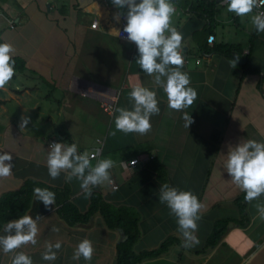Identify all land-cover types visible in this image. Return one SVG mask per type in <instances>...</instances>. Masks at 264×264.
Returning <instances> with one entry per match:
<instances>
[{
    "label": "crops",
    "instance_id": "1",
    "mask_svg": "<svg viewBox=\"0 0 264 264\" xmlns=\"http://www.w3.org/2000/svg\"><path fill=\"white\" fill-rule=\"evenodd\" d=\"M215 1L207 16L210 9L174 0L170 23L183 34L181 70L188 72L197 94L188 108L175 110L155 86L160 111L140 134L115 129L116 113L109 116L100 107L111 97L116 107H131L127 93L132 86H154L136 63L134 43L117 36L123 16L113 18L111 0H0V37L10 43L13 36L5 32L14 28L13 56L24 61V69L0 88V151L13 157L11 174L0 177V195L33 179L68 186L80 212L87 210L93 192L113 205L133 207L140 216L134 252L156 249L167 237H176L165 251L139 264H264V220L256 201L244 199V224L237 221L241 215L234 199L243 191L223 166L228 144L239 138L264 140V32L255 31L251 13L236 16ZM223 45L235 47L231 57L219 51ZM234 58L236 63H230ZM182 112L192 117L188 128ZM24 115L29 120L21 128ZM51 141L75 142L80 152L99 148L90 163L110 157L116 187L104 182L85 195L75 177L65 180L67 170L50 177L46 154ZM153 167L164 170L170 185L190 189L203 203L195 246L181 244L175 216L158 199L162 182ZM258 199L264 202V194ZM27 214L38 217L36 244L14 251L29 254L33 264H116L122 233L108 228L98 213L86 223L69 225L54 203L45 207L33 195ZM228 218L236 221L227 222L215 246L205 247L214 222ZM85 237L93 244L91 259L73 260L74 248ZM57 240L61 247L54 249L55 260H43L45 243ZM12 255L0 252V264H10Z\"/></svg>",
    "mask_w": 264,
    "mask_h": 264
},
{
    "label": "clouds",
    "instance_id": "2",
    "mask_svg": "<svg viewBox=\"0 0 264 264\" xmlns=\"http://www.w3.org/2000/svg\"><path fill=\"white\" fill-rule=\"evenodd\" d=\"M226 5L228 12L236 16H249L251 24L257 33L264 32V11H255L264 6V0H219ZM116 8L113 18L117 21L123 16V27L117 29L124 39L134 43L135 60L139 68L153 81L154 86L148 87L142 83L132 86L127 93L131 107L117 106L114 116L115 129L123 132L146 133L151 128L150 118L159 113L158 97L155 86L162 88L167 97L170 109L182 110L188 108L196 97V90L190 84L187 71H182L184 62L182 55L183 34L170 23L175 12L174 0H111ZM211 39V37H209ZM13 45L0 40V88L13 77L15 60ZM236 63V59L230 61ZM115 99V97H114ZM185 127L192 122L188 112L181 113ZM24 115L20 119V127L28 123ZM223 166L231 181L244 192L246 201H256L254 207L257 215L264 220V202L258 198L264 194V140L239 138L235 143L227 145L224 153ZM95 153L80 152L75 142L52 141L48 144L46 166L48 175L56 178L62 170H67L65 180L75 177L85 195H90L92 188L104 182L111 183L109 169L114 161L106 156L90 163V157ZM12 154L0 151V177L11 174ZM135 163V161H132ZM35 199L45 207L52 205L55 193L48 188L34 187ZM158 199L165 204L169 212L176 218L177 231L181 234V244L188 248L199 243L195 234L199 210L204 206L197 195L190 189L185 190L168 182L159 186ZM37 218L29 214L20 215L7 220L0 225V252L13 253L10 264H33L32 257L24 251H14L24 244H36L38 232ZM53 231H58L53 227ZM59 240L46 242L41 258L54 261ZM93 244L87 237L78 241L72 253V259L83 257L91 259Z\"/></svg>",
    "mask_w": 264,
    "mask_h": 264
},
{
    "label": "trees",
    "instance_id": "3",
    "mask_svg": "<svg viewBox=\"0 0 264 264\" xmlns=\"http://www.w3.org/2000/svg\"><path fill=\"white\" fill-rule=\"evenodd\" d=\"M190 1L191 5L199 4L205 9L207 16L211 15V10L216 6L215 0H186ZM0 40L1 37H0ZM235 47L223 45L219 46V51L231 57V49ZM241 48V47H240ZM238 49V48H237ZM239 50V49H238ZM15 60V72L24 69V61L21 58L12 57ZM14 72V73H15ZM157 173V178L162 182L166 181V174L164 170L153 167ZM48 188L55 193L54 205L57 213L69 225L76 223H86L90 218L98 213L103 222L108 228L122 229L126 238L118 242L116 246V264H139L142 259L153 257L165 251L169 245L176 241L175 236L167 237L156 249L143 250L141 252H134L133 245L140 237L139 230V213L136 209L126 205H113L103 199V197L96 192L90 196V203L85 212H80L77 206L70 199V188L68 186L54 187L41 181L26 179L17 190L7 191L0 195V225H3L7 220L15 219L20 215L27 213L31 207L34 187ZM244 192L240 193L235 199L238 206L241 218L237 219L240 224H244ZM228 219H217L212 227L211 232L206 238L205 247H213L220 240L222 235L226 232V225ZM236 221V219L234 220Z\"/></svg>",
    "mask_w": 264,
    "mask_h": 264
},
{
    "label": "built area",
    "instance_id": "4",
    "mask_svg": "<svg viewBox=\"0 0 264 264\" xmlns=\"http://www.w3.org/2000/svg\"><path fill=\"white\" fill-rule=\"evenodd\" d=\"M221 5H225V4H222ZM255 11H264V6H261L260 9H254V12ZM123 25H121L119 27V29H122ZM124 33L121 32V34L119 35L118 32H117V36L120 38V39H123L125 40L123 37H124ZM209 37H211V39H209ZM214 39V35L210 34L207 36V43L208 44H212V41ZM127 41V40H126ZM100 107L101 109L109 116H112L115 112V108H116V97L114 99V97H111V98H108L106 100H103L101 101L100 103ZM52 142V141H51ZM91 153H95V155L91 156L90 158H93V157H97L100 153V149L99 148H96L94 151H92ZM130 166H133V165H130ZM111 185L115 188L116 185L113 183L112 179H111Z\"/></svg>",
    "mask_w": 264,
    "mask_h": 264
},
{
    "label": "rangeland",
    "instance_id": "5",
    "mask_svg": "<svg viewBox=\"0 0 264 264\" xmlns=\"http://www.w3.org/2000/svg\"><path fill=\"white\" fill-rule=\"evenodd\" d=\"M14 33H15L14 28H13V29H8V30L5 32V34H6L7 37H11V36H13V38H9L10 41H11L10 43L13 45V48H14ZM161 264H164V263L161 262Z\"/></svg>",
    "mask_w": 264,
    "mask_h": 264
},
{
    "label": "water",
    "instance_id": "6",
    "mask_svg": "<svg viewBox=\"0 0 264 264\" xmlns=\"http://www.w3.org/2000/svg\"><path fill=\"white\" fill-rule=\"evenodd\" d=\"M219 1V0H217ZM242 61V60H240ZM119 232L122 233V239L121 240H124L126 238L125 234L123 233V230L119 228Z\"/></svg>",
    "mask_w": 264,
    "mask_h": 264
}]
</instances>
